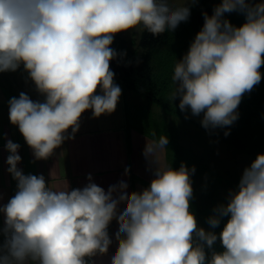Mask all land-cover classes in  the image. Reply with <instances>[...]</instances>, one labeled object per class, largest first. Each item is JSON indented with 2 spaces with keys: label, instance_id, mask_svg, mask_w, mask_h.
<instances>
[{
  "label": "clouds",
  "instance_id": "clouds-1",
  "mask_svg": "<svg viewBox=\"0 0 264 264\" xmlns=\"http://www.w3.org/2000/svg\"><path fill=\"white\" fill-rule=\"evenodd\" d=\"M195 3L0 0V73L23 66L26 82L43 97L34 101L21 92L8 101L9 121L34 159L57 155L75 138L86 111L93 118L115 112L122 89L110 62L126 55L111 47L116 34L172 32L189 19V5ZM232 12L245 16L242 26L225 18ZM203 18L202 29L174 65L171 100L179 98L181 112L203 114L201 126L211 133L239 118L243 96L261 82L264 0H221ZM4 139L16 191L0 204V264H95L93 258L106 255L113 243L108 231L113 220L118 243L110 264H264V153L244 168L227 203L207 218L210 229L228 218L217 234L200 227L191 210L195 166L181 162L177 169L162 160L167 135L146 139L143 155L153 179L130 193L124 180L105 191L91 174L82 188L68 183L54 188L42 174H24L18 168L20 145Z\"/></svg>",
  "mask_w": 264,
  "mask_h": 264
},
{
  "label": "crops",
  "instance_id": "crops-1",
  "mask_svg": "<svg viewBox=\"0 0 264 264\" xmlns=\"http://www.w3.org/2000/svg\"><path fill=\"white\" fill-rule=\"evenodd\" d=\"M26 75L23 66L16 72L0 73V196L3 197L0 199V204L7 203L16 191V181L7 171L6 158L9 153L4 147L5 136L20 145L18 154L22 160L18 168L26 175H44L46 181H49L54 188H62L67 183L70 188H82L88 183V174H91L93 182L105 191L121 180L127 182L128 188H136L137 191H142L150 185L153 172L143 155V149L146 139L152 140V138L138 127L130 125L126 116V92L120 81L114 79L122 89L115 112L93 118L91 111H86L81 117L80 128L75 138L65 141L61 148L56 150L57 155L37 161L18 127L9 121L10 98H18L19 94L24 92L34 101L43 99L35 91L34 84L31 81L26 82ZM131 98L142 105V98L134 94ZM165 156L164 152L162 160L166 162ZM125 168L130 169L127 176L124 174ZM123 207L124 205H120L121 210ZM2 224L3 216L0 215V226ZM117 230L118 223L113 220L108 229L113 243L106 255L93 258L95 264H110L118 243L115 240Z\"/></svg>",
  "mask_w": 264,
  "mask_h": 264
},
{
  "label": "trees",
  "instance_id": "trees-1",
  "mask_svg": "<svg viewBox=\"0 0 264 264\" xmlns=\"http://www.w3.org/2000/svg\"><path fill=\"white\" fill-rule=\"evenodd\" d=\"M221 3V0H196L195 4H190V17L186 22H181L178 27L172 31L153 36L146 31L141 32L137 41L132 42L130 46L125 40L114 39L111 47L117 53H126L110 62V68L115 73L114 79L120 81L124 88L132 94L143 98L151 106L159 108L165 116H168L169 103L167 102L166 87L172 82L174 65L189 50L196 34L202 29L204 24L203 13L212 15L213 9ZM234 26H242L245 23V16L238 12L225 13ZM141 49L137 53L135 45ZM171 46V47H170ZM162 47H169L174 52L175 58L170 62H163L160 71H154L151 66L153 54L160 51ZM139 60L137 64L136 61ZM261 82L254 87L250 93H246L237 111L239 118L231 125L227 126L228 136H222L211 131V135L218 137L223 143L230 147L234 154L244 156L254 160L258 153H264V66L261 68ZM168 83V84H167ZM161 123H165L161 120ZM167 126V123H165ZM202 129H204L202 127ZM205 130V129H204ZM208 131V130H205ZM209 132V131H208ZM150 138V137H149ZM156 139L155 137H151ZM177 145V143H176ZM175 155L177 157L178 169L181 162L188 167L195 166V173L192 175L193 199L191 200V210L194 212L198 225L206 230L215 231L217 234L223 229L227 217L224 218L221 225L216 229H210L207 224V218L212 215V210L218 204L227 203L229 190H236L239 177H230L220 173L215 167L210 166L202 156L193 154L189 157L190 151L176 147ZM166 162H170L171 150L167 146L165 150ZM148 185V184H145ZM216 248L220 249L219 241Z\"/></svg>",
  "mask_w": 264,
  "mask_h": 264
},
{
  "label": "rangeland",
  "instance_id": "rangeland-1",
  "mask_svg": "<svg viewBox=\"0 0 264 264\" xmlns=\"http://www.w3.org/2000/svg\"><path fill=\"white\" fill-rule=\"evenodd\" d=\"M172 2L175 6H181L185 4L187 0H172ZM140 34L141 32H137L133 29L130 30V32H122L116 35L119 39L125 40L127 45L130 46L133 41L137 43ZM114 39L118 38L115 36ZM168 48L169 47H162L160 51L153 54L151 66L154 71L159 72V65L161 63L170 62L172 58H175L174 52ZM132 49L137 53L142 52L137 44ZM174 87L173 81L166 87L167 102L169 103L168 116H165L159 108L149 105L143 98L142 105H140L138 101L134 102L133 98H131L132 93L124 88L126 92V116L130 125L138 127V129L151 137L153 133H155L153 137L157 140L160 136L167 135L169 139V144L167 146H169L171 150L169 163H172L173 168H176L177 165V157L174 150L176 151V147L180 146L182 149L190 151L189 157L191 155L192 158L193 154L202 156L205 162L215 167L220 173L230 177L241 178L244 168L248 167L252 160L234 154L232 149L219 140L218 137L212 136L210 132L202 129L200 121L203 114L196 117L191 115L190 110L188 112H181L178 107L179 98L177 97L175 100H171ZM186 116L188 117L187 119L185 118ZM161 120H164L167 126L165 123H161ZM213 131L219 135L225 136L224 132L227 131V126L225 128L214 129ZM195 186L196 185L192 184V187ZM127 191L130 193L137 190L136 188H128Z\"/></svg>",
  "mask_w": 264,
  "mask_h": 264
}]
</instances>
